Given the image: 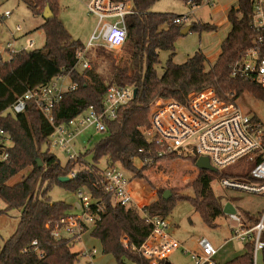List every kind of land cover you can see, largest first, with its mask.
I'll use <instances>...</instances> for the list:
<instances>
[{
    "label": "trees",
    "instance_id": "trees-1",
    "mask_svg": "<svg viewBox=\"0 0 264 264\" xmlns=\"http://www.w3.org/2000/svg\"><path fill=\"white\" fill-rule=\"evenodd\" d=\"M22 1L33 15L42 16L44 9L49 7L53 16L44 19L40 26L45 33L42 48H21L8 59L0 53V129L5 132L0 136V198L6 203L0 214H7L12 209L20 211L15 232L0 247V264H89L80 252L74 250L72 237L57 238L47 226L50 219L68 215L72 207L65 201L52 200L49 189L56 185L73 192L85 189L90 195V211L97 213L98 220L92 228L86 227V231L100 240L103 253L112 254L118 264L145 263L143 257L123 245L122 234L128 237L130 244L140 246L153 230L151 219L168 218L177 200H189L208 226H218L217 219L225 215L224 199L214 192L212 182L224 177L250 179L251 164L240 171H232L229 167L216 172L201 170L190 185L192 194L187 193L188 186L170 189L167 198L163 197L164 191H160L157 200L141 209L135 204L126 206L117 202L115 196L104 188L103 171L106 167L120 166L133 180L144 177V171L160 160H190L165 152V144L149 139L145 133L150 127L151 103L159 97L185 102L189 93L212 87L225 102H237L245 92L264 101V87L252 79L231 73L232 64L258 44L260 37L264 48V29H256L249 18L253 8L251 0H239L237 7L229 9L227 17L231 30L209 68L208 58L201 50L183 63L174 61L175 41L185 26L173 22L177 14L152 11L151 7L158 0H131L135 13L126 18L128 38L123 45L130 56L121 66L113 62L108 77L98 71L96 64L83 70L77 67L78 54L85 51V46L59 19V0ZM182 1L192 7L203 2ZM192 24V30L200 32L217 29L214 23ZM160 50L172 51L163 76L157 70ZM62 74L68 75L76 87L66 91L56 103L55 124L68 122L90 106L102 111L103 98L111 86L138 89L137 96L119 108L117 118L105 121L107 130L93 148L81 152L77 160H67L65 165L49 148L42 150V146L49 142L53 125L34 111L33 102L23 113L9 111L20 96L29 90H40ZM4 152H8L6 159L2 158ZM90 155L92 159L89 161ZM37 158H41V166ZM103 158L106 165L102 168L99 163ZM137 160L141 166L137 165ZM163 165L167 164L155 165L153 174ZM25 169L28 172L21 181L9 184L12 177ZM73 171H76L75 177ZM61 177L69 179L61 181ZM226 200L232 199L228 197ZM243 214L246 219L256 222L257 219L250 214ZM261 239L264 241V232ZM34 240L36 245L32 244ZM245 249L243 254L224 264H255L254 241H247ZM261 253L264 264V247Z\"/></svg>",
    "mask_w": 264,
    "mask_h": 264
},
{
    "label": "built area",
    "instance_id": "built-area-1",
    "mask_svg": "<svg viewBox=\"0 0 264 264\" xmlns=\"http://www.w3.org/2000/svg\"><path fill=\"white\" fill-rule=\"evenodd\" d=\"M218 0H203L202 3L214 5ZM239 2V0H238ZM253 5L249 15L252 25L264 29V0H251ZM87 9L90 14L98 17L97 27L91 36L85 50L98 45L109 48L122 47L128 38L126 18L135 13L131 0H89ZM11 12L3 14L7 17ZM190 13L174 17L176 24L187 25L191 21ZM2 16V17H3ZM20 30V27L17 28ZM259 43L249 48L231 66L233 76L252 79L264 87V48ZM34 41H28V47L34 46ZM7 49L10 56L17 51L14 43H9ZM84 52L78 54L77 67H90ZM73 83L66 74L59 75L53 81L37 91H28L20 96L9 108L14 114L26 111L30 102L34 103V111L53 125L49 136V147H61L68 154V160H77L81 153L73 151L75 139L89 127H95L98 132H105V121L115 119L121 106L134 98V89L130 86L114 85L109 87L103 98V110L97 111L90 106L84 113L70 119L68 122L55 124L54 107L63 94L74 89ZM149 139L166 145L165 152L176 153L179 157H188L192 163L200 157H208L211 164L219 169L236 166L240 171L244 166L241 162L251 164L250 179L244 177H224L220 183L227 189L243 191L264 196V123L255 115L245 111L237 102H225L215 93L213 88H205L188 94L185 102L175 98L156 100L150 108V127L145 130ZM5 134L0 129V136ZM8 141V140H7ZM8 152L2 158L6 159ZM195 158V160H191ZM182 159V158H180ZM76 176V171L72 172ZM130 175L120 166L106 167L103 171V184L106 191L111 192L117 202L122 205L136 203L131 196L129 185ZM77 207L81 214H68L50 219L47 223L52 234L59 238L72 237L74 248L80 252L89 264H95V248L83 243L86 227L92 228L98 215L90 211L92 199L83 189L78 190ZM137 206V205H136ZM239 225L234 228L232 239L242 242L254 241V262L258 264V255L264 247L261 234L264 232V210L261 220L253 227L244 228L237 212L229 214ZM153 230L140 245L130 244L128 237L122 234L121 241L130 251L144 258L145 263L130 261L127 264H166L170 254L179 247L178 241L170 232L167 218L151 219ZM33 245L37 241L32 242ZM217 248L206 237L198 239V250L192 251V258L197 264H217L215 255Z\"/></svg>",
    "mask_w": 264,
    "mask_h": 264
},
{
    "label": "rangeland",
    "instance_id": "rangeland-1",
    "mask_svg": "<svg viewBox=\"0 0 264 264\" xmlns=\"http://www.w3.org/2000/svg\"><path fill=\"white\" fill-rule=\"evenodd\" d=\"M88 1L89 0H59L60 7L58 11V17L67 28L68 32L75 39H79L85 47L88 45L98 24V17L90 14L87 9L86 5ZM237 2L238 0H218L214 5L202 3L199 6L192 7L182 0H158L151 7V10L156 12H169L177 15L194 12V15H190L191 21H189V24L193 22H209L216 24V30L203 32L191 30L187 35H180L177 37L175 41V55L173 59L176 63L185 62L195 52L201 50L209 58L207 62V68H209L221 49L223 39L231 30V24L227 14L229 9L237 6ZM7 11L11 12V14L4 17L3 14ZM43 22V15H33L22 0H0V53L3 57L5 59L10 57L11 52L7 49L9 43H14L15 47H18L16 49L19 50L21 49L19 48L20 44L25 43L27 39H33L35 44L32 48H42L45 45V33L39 26H41ZM18 27H20V30H17ZM93 47L95 48L90 47L86 49L87 51L85 50L84 55L90 62V68L96 64L98 71L105 77L110 75L111 64H113V62L121 66L130 56L123 46L114 49L105 45ZM96 47H99V49ZM171 54L172 51L169 50L159 51L160 62L157 65V70L160 76H163L165 73L166 62ZM81 66L80 64L79 68H82ZM159 99H164V97H159L152 103ZM237 103L245 111L257 116L264 123L263 100L249 92H245L237 99ZM103 136V132H98L93 126L89 127L75 139L73 151L81 153L90 150ZM48 148L50 152L59 157L63 165L67 163L68 154L65 149L61 147H49L47 143L42 146L43 151ZM91 159L92 155L88 156V160L90 161ZM178 159L179 158H172L155 162L144 171V177L134 178V180L140 179L143 183L148 184L152 189L156 190L157 199L159 198L160 191L165 192L173 188H183L187 186L189 187L187 193L190 195L193 192L190 185L193 184L197 177L194 174L193 177L190 178L194 171L187 168L184 161L188 160ZM136 162L141 166L140 161L137 160ZM160 164L167 165L159 166V171H157L155 176L152 172V168ZM240 164L244 167L249 165L244 161ZM99 165L102 168L105 167L106 160L104 158L101 159ZM229 169L236 171L237 167L231 166ZM27 172L28 169L21 171L10 179L9 184L13 185L21 181ZM126 174H128V172H126ZM212 187L214 192L222 196L224 200L230 197V194L237 192L238 196L243 198L244 207L256 208V206L263 205L264 203V201L258 197L247 199L246 196L248 195L245 192L223 187L218 178L212 182ZM83 190L86 192L85 189ZM49 194L52 200L65 201L71 204L72 207L69 210V214L82 213V210L77 207L79 198L76 192L56 185L49 189ZM5 208L6 203L0 198V210ZM19 216L20 211L18 209H12L7 214H0V247L4 244L5 240L15 232ZM167 219L171 225L170 229L173 232L172 236L181 243V247L176 248V251H173L169 256L172 264H197L192 258V251L198 250L199 237L208 238L215 247L219 249L216 255L217 260L229 256L230 251H233V247H235L236 250H242L245 247L244 242L231 239L233 230V223L231 220L221 216L216 221L218 222V226H208L203 221L201 215L193 208L189 200H177ZM83 243L87 247L95 248V264H118L117 259L112 254L103 253L100 240L93 237L90 231L85 233ZM77 248L78 245L74 250ZM82 262H84V260H82ZM258 264H262L261 252L258 255Z\"/></svg>",
    "mask_w": 264,
    "mask_h": 264
},
{
    "label": "crops",
    "instance_id": "crops-1",
    "mask_svg": "<svg viewBox=\"0 0 264 264\" xmlns=\"http://www.w3.org/2000/svg\"><path fill=\"white\" fill-rule=\"evenodd\" d=\"M190 14L191 15H194V12H190ZM30 40L34 41L33 39H27L25 43L20 44V47L19 48H27V49L30 48V47L27 46L28 45V41H30ZM15 48H18V47H15ZM219 53H220V51H219ZM219 53H218V55H219ZM218 55L215 57V60L217 59ZM207 58H208V56H207ZM178 160H180V159H178ZM184 162L192 168L191 171H194V174L196 175V177H198V175L200 173V170L198 169V167H196V165L194 163H192L191 161H189V160L188 161H184ZM187 168H189V167H187ZM129 190H130L131 196L133 197V201L136 203V205L140 209L142 207L150 204L151 202H153L154 200H156L157 197H158L157 196V191L154 190V189H152L148 184L143 183L142 180H140V179H136V180L133 179V180H131V183L129 185ZM245 193L248 195V196H246L247 199L252 198V197H258L259 199H261L262 201H264V196H262V195L252 194V193H247V192H245ZM230 197H231L232 200H224V205L227 202L233 203V205L236 208L237 214H239L240 217H241V225H242V227H244V228L253 227L254 225H256L261 220V217H262V214H263V210H264V203H263V205L256 206V208H249V207H244L243 206V198H240L238 196V193L237 192H234L233 194H230ZM245 212L248 213V214H250L255 220L257 219L256 222H253V221H250V220L246 219L245 216H244V214H243ZM224 217H226L228 220H231V222L233 223V228H232L233 229L232 230V234H233L234 228H236V226H238L239 223L236 222V221H234L233 219H231V217L229 216V214H226L225 213ZM170 231H171V234L173 235V232H172L171 229H170ZM231 239H232V235H231ZM178 243H179V247L178 248H180L181 247L180 241H178ZM245 243L246 242H244V244ZM174 251H176V250H174ZM193 251H196V250H193ZM245 251H246L245 247L242 250H236V248L233 247V251H230L229 256L224 257L222 259L220 258V260L219 259L217 260L216 255L219 252V249L217 248V254L215 255V257H216L215 261H216L217 264H224L225 262H227V261H229V260H231V259H233V258H235V257H237V256H239L241 254H243ZM166 264H172V262L170 261L169 258H168Z\"/></svg>",
    "mask_w": 264,
    "mask_h": 264
},
{
    "label": "water",
    "instance_id": "water-1",
    "mask_svg": "<svg viewBox=\"0 0 264 264\" xmlns=\"http://www.w3.org/2000/svg\"><path fill=\"white\" fill-rule=\"evenodd\" d=\"M43 17L45 19H48L50 17L53 16V13L52 11L50 10L49 7H46L43 11ZM193 24H188L186 26H184L182 29H181V35H187L192 29H193ZM137 93H138V89L135 88L134 89V97L137 96ZM37 161L39 162V165L41 166L43 163H42V160L41 158H37ZM195 165L196 167H198V169L201 171V170H207V171H210V172H216L217 171V168L214 167L209 158L208 157H200L198 158V160L195 162ZM69 179V177H61L60 180L61 181H67ZM170 195V190H166L163 194V197L167 198L168 196ZM224 213L226 214H235L236 213V208L235 206L233 205V203L231 202H227L225 205H224Z\"/></svg>",
    "mask_w": 264,
    "mask_h": 264
}]
</instances>
